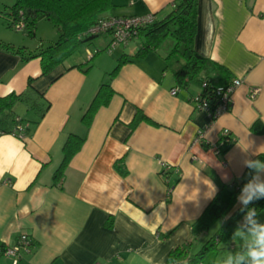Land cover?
Here are the masks:
<instances>
[{
	"label": "crops",
	"instance_id": "crops-1",
	"mask_svg": "<svg viewBox=\"0 0 264 264\" xmlns=\"http://www.w3.org/2000/svg\"><path fill=\"white\" fill-rule=\"evenodd\" d=\"M111 2L106 16L162 19L174 0ZM196 3L195 51L227 68L230 80L241 81L228 110L216 118L196 108L199 84L177 86L165 69L169 50L161 47L163 42L121 65L110 81L114 94L86 129L81 116L99 84L120 55L134 56L140 38L116 47L107 58L99 53L109 36H99L46 74L39 57L28 58L36 50L0 39V96L21 93L31 78L34 91L49 104L30 136L0 134V264H13L4 249L14 246L21 233L32 245L16 264H166L175 246L190 241L197 250L202 245L208 232L193 239L192 223L218 192L217 182L231 185L252 157L264 156V0ZM92 44L99 52L84 71L78 65L89 60ZM252 87L259 88L254 96ZM16 110L25 119L36 118L24 103ZM137 111L146 119L133 125ZM258 120L256 132L251 127ZM223 129L234 141L217 154L212 147ZM199 132L202 142L195 141ZM70 133L86 135L85 141L55 182ZM163 163L171 167L168 176L160 175ZM262 181L264 163L247 184L252 190L245 191L246 186L238 194L235 208ZM256 220L264 221V208L250 225ZM237 233L230 249L250 243L249 233Z\"/></svg>",
	"mask_w": 264,
	"mask_h": 264
},
{
	"label": "trees",
	"instance_id": "trees-1",
	"mask_svg": "<svg viewBox=\"0 0 264 264\" xmlns=\"http://www.w3.org/2000/svg\"><path fill=\"white\" fill-rule=\"evenodd\" d=\"M111 7V0H13V3L7 6L5 24L17 30L14 24L23 21L25 27L19 31L33 36L35 24L39 19H48L52 22L58 32L57 39L28 55V58H40L41 72L46 74L56 65L63 63L81 44H89L94 38L102 35L109 36L110 39L109 32L100 34L90 32L89 29L96 25L99 20L110 16L104 14ZM196 17V0H174L173 8L164 18L156 19L154 17L151 23L136 29L135 37L140 38L141 46L132 57L126 54L120 55L114 68L105 75L99 84L81 116V122L86 129L90 126L96 111L101 106H106L114 94L110 81L117 74L121 65L131 61L133 57L143 56L148 51L157 50L167 37L172 38L173 44L164 57L165 69L172 71L177 86L185 87L190 83H196L200 86L206 82L207 85L201 89V95L207 98L213 106L218 103L220 97L215 95L214 90L217 87L225 88L230 83V73L224 66L201 56L195 51ZM120 46L124 47L126 44ZM5 48L11 49V46L5 45ZM14 51L21 53L23 48H17ZM98 52L99 50L96 49L89 56V60L84 63V66L78 65V67H82L84 71L89 69L92 66L93 55ZM112 53L113 51L109 54ZM31 83L32 79L29 78L27 87L21 93L11 92L6 96H0V134H13L20 138L30 136L34 126L45 114L49 104L34 91ZM20 103H24L28 109H33L36 118L25 119L20 115L16 110V106ZM141 119L146 118L142 112L137 111L132 121L133 125ZM258 126H260L259 120L251 128L258 132ZM260 131H264V127H261ZM85 137L86 135L75 133L67 135L62 146L61 162L53 174L55 182L61 180L67 164L79 151ZM229 146L230 144L223 150ZM262 158L264 156L261 154L252 157L240 178L231 185L217 182L218 192L201 215L192 223V238L208 232L217 222H220V226L205 239L197 250H192V242L190 241L175 246L168 253L166 264L215 263L221 244L228 245L233 233L240 227H247L255 215L264 208V193L257 190L251 195V200L235 208L238 194L257 172L259 165L255 162H261ZM170 173L171 171L168 170L164 175L168 176ZM160 175L162 174L160 173ZM261 184H264V181ZM253 210H255L254 214ZM248 246L249 244L240 249L234 261L238 255L247 250Z\"/></svg>",
	"mask_w": 264,
	"mask_h": 264
},
{
	"label": "built area",
	"instance_id": "built-area-1",
	"mask_svg": "<svg viewBox=\"0 0 264 264\" xmlns=\"http://www.w3.org/2000/svg\"><path fill=\"white\" fill-rule=\"evenodd\" d=\"M154 20V16L152 14L144 15V16H113L110 15L98 21L96 25L90 28V32L94 33H110V39L106 50L108 53H111L116 47L120 45L127 44L128 41L136 36V29L142 27L148 23H151ZM14 27L17 30L23 29L24 22L18 21L14 24ZM91 52L88 51V55L91 56ZM241 84L239 79H233L230 83L225 87H217L214 90L216 96H219V101L214 106L210 104L207 98L201 95V89L205 87L207 84L203 82L200 85V92L194 97L195 106L198 109L206 110L211 118H216L220 114L226 112L231 103V95L234 89ZM178 87H175L170 90V93L174 95L177 91ZM259 91V88L252 87L250 89V95L254 96ZM196 142L203 141V135L199 132V134L195 138ZM234 138L231 137V134L228 129H223L219 136V141L216 146H213L212 149L215 153L219 154L221 152V147H226L227 145L233 143ZM171 167L167 164H162L160 173L164 176V173L170 170ZM32 245V241L30 237L26 233H21L17 243L14 246L6 247L4 250V254L8 257L12 258L13 264H16L18 260L22 257L24 253L30 251V247ZM98 264V263H93Z\"/></svg>",
	"mask_w": 264,
	"mask_h": 264
},
{
	"label": "rangeland",
	"instance_id": "rangeland-1",
	"mask_svg": "<svg viewBox=\"0 0 264 264\" xmlns=\"http://www.w3.org/2000/svg\"><path fill=\"white\" fill-rule=\"evenodd\" d=\"M13 3V0H0V39L1 38H10L14 45H26L30 49L39 50L42 47L47 46L48 44L54 42L57 39V31L56 28L53 26L52 22L48 19H39L34 27V35H26L24 32L15 30L13 28L8 27L5 24V15H6V9L7 6L11 5ZM96 39V38H94ZM93 39V40H94ZM84 45H89L88 43H83ZM173 44V40L171 37H167L164 41V44L161 46L162 48L169 50ZM82 45V44H81ZM16 47V46H14ZM19 47V46H17ZM90 47L93 49V53L95 52L96 48L92 44ZM84 48L83 46L77 48L78 51H82ZM99 54H105L107 55V58H109V53L106 50H102ZM112 69V68H111ZM253 220V219H252ZM249 223V225L252 223ZM259 220V219H258ZM254 221L256 224L264 225V221ZM219 223H216L212 226V228L208 231L207 237L212 235L216 229L218 228ZM247 225L248 227L238 228L237 231V237L240 235H243L244 237H247L249 230L253 227L252 225ZM241 247H236L235 249H230V245L227 246L225 244H221L220 251L215 258V261H218L219 264H232L234 262L235 256L240 251Z\"/></svg>",
	"mask_w": 264,
	"mask_h": 264
},
{
	"label": "clouds",
	"instance_id": "clouds-1",
	"mask_svg": "<svg viewBox=\"0 0 264 264\" xmlns=\"http://www.w3.org/2000/svg\"><path fill=\"white\" fill-rule=\"evenodd\" d=\"M257 165H260L264 162L256 161ZM252 184H249L245 191L252 190ZM256 190L264 193V184L256 185ZM249 196L245 203L248 200H251ZM253 210V214H254ZM250 243L247 248V251L243 255H238L237 264H241L242 261L247 260L248 264H264V225H259L253 222V227L249 230Z\"/></svg>",
	"mask_w": 264,
	"mask_h": 264
}]
</instances>
